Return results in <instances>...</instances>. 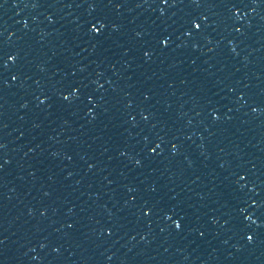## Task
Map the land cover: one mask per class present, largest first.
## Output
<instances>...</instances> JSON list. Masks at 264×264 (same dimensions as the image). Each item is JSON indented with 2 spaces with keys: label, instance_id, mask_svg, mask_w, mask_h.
Returning <instances> with one entry per match:
<instances>
[{
  "label": "water",
  "instance_id": "1",
  "mask_svg": "<svg viewBox=\"0 0 264 264\" xmlns=\"http://www.w3.org/2000/svg\"><path fill=\"white\" fill-rule=\"evenodd\" d=\"M0 264H264V0H0Z\"/></svg>",
  "mask_w": 264,
  "mask_h": 264
}]
</instances>
